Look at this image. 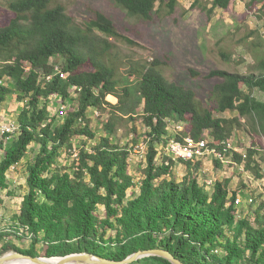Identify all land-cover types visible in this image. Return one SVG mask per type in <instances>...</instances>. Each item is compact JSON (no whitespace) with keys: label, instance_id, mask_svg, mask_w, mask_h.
Returning <instances> with one entry per match:
<instances>
[{"label":"trees","instance_id":"16d2710c","mask_svg":"<svg viewBox=\"0 0 264 264\" xmlns=\"http://www.w3.org/2000/svg\"><path fill=\"white\" fill-rule=\"evenodd\" d=\"M112 1L127 16L144 21L152 20L155 12L173 13L180 2ZM231 2L211 0L210 13L229 9ZM258 4L263 17L264 0H250L248 6ZM8 7L13 16L0 25V80L6 83L0 82V106L14 93L27 105L17 116L18 134L7 144L0 141V207L4 194L13 196L9 170L28 156L31 145L37 148L26 167L28 188L21 207L12 224L0 230V243L11 238L0 254L16 249L56 257L86 251L124 260L139 251L164 249L184 264H264V200L253 209L254 197L251 209L239 217L235 200L240 190L231 194L230 179L217 180L210 192L199 183V162L182 160L188 172L176 178L174 160L157 159L158 147L171 139L170 122L185 125L178 139L186 134L201 139L209 131L212 146L242 125L240 117L264 134V100L252 93L264 92V57L258 58L262 70L257 73L212 70L210 77L219 82L211 91L210 107L193 89L170 81L162 70L164 62L120 59L114 41L136 42L102 11L82 25L60 0H9ZM221 55L230 59L227 51ZM109 95L118 101H109ZM52 103L66 111L50 115ZM91 108L107 115L99 137L88 116ZM215 111H238L240 117H217ZM139 120L149 150L146 164L134 170L131 157L140 139ZM122 128L131 136L125 143L113 140ZM78 141L81 147L74 157ZM258 154L256 147L250 148L246 166L261 178L252 165ZM62 155L64 161L59 160ZM236 158L242 160L238 154ZM13 237L20 242L30 238L29 247H17ZM131 264L173 263L151 255Z\"/></svg>","mask_w":264,"mask_h":264},{"label":"rangeland","instance_id":"374dc122","mask_svg":"<svg viewBox=\"0 0 264 264\" xmlns=\"http://www.w3.org/2000/svg\"><path fill=\"white\" fill-rule=\"evenodd\" d=\"M8 1L0 0V25L7 24L13 16L8 7ZM195 1L180 0L173 13H164L162 16L155 12L153 19L149 21L127 16L126 12L117 7L112 0H60V3L66 7L75 21L82 25L95 18L97 11H102L113 18L118 30L136 42L135 45H130L124 41L113 40L116 45L114 52L120 59L142 64L154 59L164 62L162 70L170 81L193 89L204 105L214 107V103L210 102V94L214 85L219 82V78L210 77L212 70L225 69L241 74L257 73L262 70L258 58L264 57V16L260 17L261 4L255 8H249L250 0H232L229 9L218 7L212 13H210L211 0ZM96 33L104 36L99 31ZM223 50L229 53L230 59L222 57ZM52 60L60 64L62 62L60 57H54ZM121 70L124 71L125 67ZM130 79L133 80L134 77L131 76ZM7 83L9 87L14 88V81L8 79ZM244 89L248 91L247 87ZM252 93L256 98L264 100V92L259 89L253 90ZM107 99L112 102L118 101L117 98L108 97ZM26 105L27 102L19 100L16 93L9 96L0 106L5 111L4 121L17 120L19 112ZM48 109L50 115L58 113L59 110L66 111L58 103L50 104ZM141 109L142 106L140 111ZM214 113L215 116L222 118L240 117L238 111H215ZM88 116L97 137L104 134L102 124L107 115L97 114V111L91 108ZM240 119L242 125L235 126L231 137L235 141V146L247 155L252 147L260 151V154L253 157L252 165L254 168L257 167L263 177H258L254 169H248L246 166L248 157L245 162H239V165L222 163L213 155L207 156L204 161L194 162L201 164L199 180L207 191H213L217 180L225 179H230L231 194L240 190L238 193L242 195L244 203L238 211L242 215L251 209L250 198H256L253 209L264 200V160L261 156L264 155V134L256 133L248 118L240 117ZM136 125L140 132L138 143L142 146L137 147L131 157V166L134 170L138 165L143 167L146 164L149 150L148 141L144 136V124L139 120ZM131 127L132 123H129L127 128ZM184 127V123L170 122L167 129L171 133V138H176L184 131ZM125 131L126 128L120 129L113 136V140L127 142L131 136L123 134ZM211 137L210 133V139ZM76 147L74 157L81 147L79 141ZM166 147L159 146V161L163 156H169ZM34 148H37V145L34 144L33 150L31 145L28 156L17 165L16 169L8 172L9 190L12 191L13 196L4 194V203L0 207V230L12 224L14 214L21 207L22 196L28 188L26 167L28 161L35 157ZM59 160L64 161V156L59 157ZM233 160L237 161L235 156ZM217 161H219L218 164ZM187 172V166L182 160H174L173 176L181 178ZM10 239L9 237L2 241L0 248ZM30 241V238L24 242H20L16 237L12 238V242L22 249L28 248ZM13 250L16 249L6 251L0 254V257Z\"/></svg>","mask_w":264,"mask_h":264},{"label":"built area","instance_id":"2783aa9c","mask_svg":"<svg viewBox=\"0 0 264 264\" xmlns=\"http://www.w3.org/2000/svg\"><path fill=\"white\" fill-rule=\"evenodd\" d=\"M50 78V77H49ZM1 83H5L0 80ZM6 84V83H5ZM109 97V96H108ZM61 101L62 98L59 97ZM112 102V101H111ZM115 103V102H113ZM61 108L63 110L66 109L64 105L61 104ZM97 114L99 112L97 111ZM5 118V111L2 107H0V141H3L7 144L11 141L17 134L20 129V125L17 120H9L8 122L4 121ZM181 127V126H179ZM205 136L201 139H196L190 134H186L182 139L171 138L168 141L166 150L169 156L177 161V160H184V161H204L207 156L213 155L222 163H232L234 165H239L246 161L248 155L240 150L238 147L235 146V141L233 137H228L220 141L219 146H212L210 143L214 141L213 136L210 139V132L205 131ZM137 147L140 148L142 145ZM136 147V148H137ZM159 148V147H158ZM159 154V153H158ZM236 154L242 156V160H238L236 158ZM77 156V153H75ZM235 156L236 160H233ZM159 156L157 155V159ZM17 166H13L12 169H16ZM199 183L201 184L200 180ZM253 201V198H250L249 203ZM244 199L242 195L238 193L235 200V205L237 207V214L241 217L240 211H238L239 207L243 206Z\"/></svg>","mask_w":264,"mask_h":264},{"label":"water","instance_id":"95a60500","mask_svg":"<svg viewBox=\"0 0 264 264\" xmlns=\"http://www.w3.org/2000/svg\"><path fill=\"white\" fill-rule=\"evenodd\" d=\"M151 255L164 257L173 264H184L180 259L174 256V254L164 249L139 251L131 254L124 260L110 259L86 251L72 253L66 256L45 257L34 256L20 250H13L0 257V264H14L13 261L16 259L28 260L30 262L29 264H131L135 260Z\"/></svg>","mask_w":264,"mask_h":264},{"label":"bare ground","instance_id":"6f19581e","mask_svg":"<svg viewBox=\"0 0 264 264\" xmlns=\"http://www.w3.org/2000/svg\"><path fill=\"white\" fill-rule=\"evenodd\" d=\"M109 97L111 98H115L114 96L112 95H109ZM116 99V98H115ZM14 264H29L30 262L28 260H25V259H16L13 261Z\"/></svg>","mask_w":264,"mask_h":264},{"label":"crops","instance_id":"0c3cea01","mask_svg":"<svg viewBox=\"0 0 264 264\" xmlns=\"http://www.w3.org/2000/svg\"><path fill=\"white\" fill-rule=\"evenodd\" d=\"M116 98V97H115Z\"/></svg>","mask_w":264,"mask_h":264}]
</instances>
